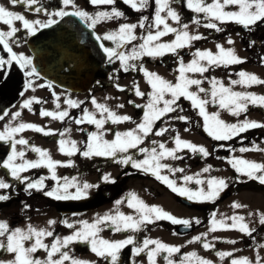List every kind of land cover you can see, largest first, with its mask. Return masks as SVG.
<instances>
[{
    "label": "snow or ice",
    "instance_id": "obj_1",
    "mask_svg": "<svg viewBox=\"0 0 264 264\" xmlns=\"http://www.w3.org/2000/svg\"><path fill=\"white\" fill-rule=\"evenodd\" d=\"M13 6L19 4L26 9L37 13H47V9L38 7L39 0H10ZM93 6H111L110 10L97 11L95 14H89L88 11L82 10L75 3V0H62L63 7L58 10L47 13L49 18L46 22L40 20L29 21L23 14L7 10L0 6V23L7 25L8 30H0V46L3 52L8 54L7 59L0 56V80L6 81L10 76L12 67L18 66L23 71L26 80L24 90L19 93L21 97L29 89H33L32 77L38 75L36 68L32 66V59L24 54H17L10 45L17 32L20 30L14 26V22H21L22 28L30 35H35L40 28H49L58 20L51 17L64 18L73 16L79 18L90 29H94L98 24L104 21H119L126 19V12L121 10L117 5L122 3L131 10L142 13L150 7V0H87ZM178 0H154V13L152 18L143 15L138 23L122 22L113 31L103 35H96L95 39L100 42V48L107 57L109 64H115L119 61V69H114L109 75V79H118L116 72L138 71L143 74L147 84L150 87L149 92L141 91L138 83L134 82L133 94L140 98H145L144 104H136L135 101L129 100L135 108L143 109L141 121L136 127L125 132H115L114 139L111 141L105 139V134L109 129L105 125L109 122L119 124L132 120L128 115H119L106 104L97 102L93 96L91 104L95 112L87 108L82 110L79 117H71L69 109L79 108L83 101L65 99L64 103L68 106L61 109L60 96L53 92L55 98L56 110H47L41 108L39 115L42 118H51L54 121L64 122L66 119L72 120L76 125L85 123L94 125L96 131L87 133V140L84 142V149L81 150L74 140L64 139L68 129L58 131L40 126L35 123L23 122L20 118L22 110L27 109L33 112V104H41L42 101L37 97L24 99L20 105V110L9 113L8 110L0 111V120L10 115V120L0 130V142L9 145L10 151L6 157L0 159V169L5 170L6 175L13 180L18 181L23 186V191L29 196L33 192H41L45 197L57 201L82 200L89 196V190L99 188V184L80 182L76 177H58L56 169L58 166L71 167L72 160L66 162L53 160L48 150H42L21 134L26 130H32L44 136L58 135V149L66 156H74L77 153L86 159L95 157H104L114 160L121 165H130L133 169L140 170L146 174H151L157 181L164 184L173 193L196 203H211L218 200L222 193L229 188V183L225 178L209 176L206 179L201 178V173L187 175L184 167H173L164 160H184L185 156L179 153L185 150L201 158H207L212 153L204 146L197 145L181 138L177 133L172 137L175 145L168 148L166 143L153 140L152 147H141L145 139L150 135L157 137L164 136L172 131L171 121H181L189 123L190 118L187 115H181L185 111L180 101L186 100L195 110L196 114L203 121L204 132L215 141H230L234 138L241 137V134L254 129L264 130V122L250 120L247 116L243 120H237L235 123L225 122L220 118V112L210 113L207 110L208 105H215L220 110L227 111L234 117H240L248 112L249 107L264 108V95H257L247 91H234L231 86L240 85L242 87H251L253 85H264V79L259 78L256 74L247 71H239L238 79H230L229 85L226 86L215 76L209 78L205 76L212 68H228L232 65H240L246 62V59L240 57L234 48H225L221 44L216 45L217 51L214 53L208 49H196L191 53L192 59L185 63L180 55V50L191 48L193 42L207 39L202 34H193L189 31V23L182 22L180 11L174 7ZM183 7L187 11L195 14L191 17V23L196 26H202L205 29L223 32L221 27L225 24H236L246 30L249 37L254 35L255 31L264 25V0H183ZM72 9L71 11L67 9ZM172 21L176 26L169 23ZM147 22V23H146ZM140 28L143 32L137 35L136 30ZM173 35L174 39L163 42L162 38ZM240 35V33H237ZM140 41L133 44L134 41ZM104 41H112L115 47H107ZM18 43V41H16ZM229 45L235 41L231 38L227 40ZM131 44L130 50L126 46ZM255 39L248 40L249 48L255 47ZM166 55H172L177 58V76L175 83L163 78L156 72L149 71L142 63H138L145 57L161 58ZM261 65H264V56L260 57ZM199 74L200 78H195ZM231 76V74H230ZM207 81L209 88L202 85ZM99 83V81H97ZM43 86V85H41ZM49 88L52 84L47 85ZM114 87L121 92L126 91L125 87L120 84H114ZM195 88V91L192 89ZM34 90V89H33ZM203 94V95H201ZM118 108H124V104L117 105ZM98 114V116H97ZM176 114V115H170ZM157 122L167 126L156 127ZM185 128V131H188ZM80 131H83L81 128ZM18 146L23 148L18 149ZM224 148L226 145L220 144ZM130 150H136L137 153L144 156L143 159H136L130 154ZM229 152L235 151L227 146ZM26 151L37 154V159L29 160L26 158ZM240 152L247 151H264L260 145L253 142L252 147H241ZM220 159L219 157H217ZM227 163L235 170L236 182H244L241 177L249 181L258 182L264 186V163L249 161L239 157L227 159ZM46 168L50 176H40L33 179L30 176L23 175L33 169ZM212 166L208 165L202 169V173H209ZM166 171L167 174H164ZM182 174L179 179L182 183L178 184L176 179L170 178ZM55 181V186L49 188L45 183L46 180ZM103 183H115L110 174L101 176ZM195 184L198 187L191 188L188 185ZM74 190V191H70ZM15 191L12 183L6 182L0 178V202L9 201L12 198L11 192ZM128 207L136 213L126 215L123 212L116 211L115 214H106L97 217L94 222L79 221L80 227L76 224L64 220L63 224L69 229H75L71 235L59 237L54 234L53 230L38 229L28 225L26 229L19 227L12 228L7 221H0V251L13 255V259L4 261L0 259V264H92L90 261L78 259L70 255L68 249L73 243H86L90 246V251L96 257L108 261V264H118L121 259L123 250L132 246L131 254L133 257H140L145 254L148 264H157L158 258L162 256L165 264H213L211 260L198 256L195 252L186 253L180 256L178 260L173 259L175 254L181 253L180 246L169 245L158 239L144 238L137 243L133 235H128L119 240H108L101 237L100 233L104 226L111 228L114 232H140L147 225L157 221H169L174 225H183L191 227L192 221L188 219H179L176 216L165 211L159 206H150L143 200H140L134 193H130L126 198ZM123 201L117 200L116 205ZM30 205L25 204L24 208ZM232 207L239 209L245 207L240 203L233 202ZM253 213H249V216ZM230 221V222H229ZM199 224L200 221H194ZM259 225L264 226V213L258 215ZM55 220H49L48 225H55ZM218 230H236L244 235L253 236L257 231L256 228L250 227L245 221L243 215L233 214L221 219L216 218V213H212L210 227L208 232L194 236L188 241L189 244L201 242L205 250L215 248V245L207 240L208 234ZM51 237L50 244L45 243V239ZM30 241V246L26 247L25 242ZM236 244V240L227 241ZM264 248V244L259 245ZM44 251L46 257L39 258L38 252ZM216 255L224 260L226 257L231 258L230 264H253V261L247 257L235 258L232 251H219ZM58 257V258H57ZM135 264V261L132 262ZM254 264H264V257H260L257 252Z\"/></svg>",
    "mask_w": 264,
    "mask_h": 264
},
{
    "label": "rangeland",
    "instance_id": "obj_2",
    "mask_svg": "<svg viewBox=\"0 0 264 264\" xmlns=\"http://www.w3.org/2000/svg\"><path fill=\"white\" fill-rule=\"evenodd\" d=\"M75 3L80 7L82 10H86L89 12V14H95L97 11L102 10H110L111 6H93L90 3L87 2V0H75ZM0 6L5 7L7 10L11 7V2L8 0H0ZM121 10H125L127 8H124L122 3H118L117 5ZM63 7V5H60L56 8L58 10L59 8ZM178 11H180L182 17H185L187 14L195 15L183 7V0H178V2L174 5ZM55 10V11H56ZM72 10V9H67ZM126 12V19H122L119 21H104L98 24L94 31L98 35H103L107 32L113 31L118 27L119 23L122 22H130V23H138L140 18L143 15H147L150 17V19L153 16L154 13V0H150V7L142 12L137 13L135 12V15H131V11L125 10ZM20 14H23L26 19L29 21H35L40 20L42 22H45L48 20L49 17H41V16H35L33 17L28 16L29 14L23 11L19 12ZM56 18V17H51ZM183 23H189V31L193 34H202L207 39H204L202 41L193 42L192 47L185 48L183 50H180V55L183 57V60L185 63H188L192 59L191 53L194 52L196 49H208L213 51L214 53L217 51L216 45L221 44L226 49L227 48H234L236 53L240 56L246 59V62L240 65H232L228 68H212L208 73H205L204 75L211 78L215 76L217 79L221 80L226 86L229 85L230 79H238L239 77L235 75L239 71H247L252 74H256L259 78L264 79V65L252 63L249 59V54L245 50L243 44H241L240 36L236 33L231 34H224V35H217V32L210 29H205L202 24L201 26H196L191 23V18L186 19L182 21ZM147 23V22H146ZM172 26H176L172 21H169ZM228 24L222 25L221 27H225ZM14 26L18 29H23L21 22L16 21L14 22ZM239 29V27H238ZM237 29V30H238ZM0 30L7 31L8 26L0 23ZM143 32L140 28H137L136 33L137 35H140ZM231 38L235 41L233 45H229L227 43V40ZM174 39L173 35H169L162 38L163 42H168ZM14 41H18L17 45H12L13 50L17 52V54H24L28 57H31L32 59V66L35 67L36 61L32 54L29 52V50L26 47L25 40H22L21 36L14 37V40H10V42L13 44ZM140 41H134L133 44H138ZM105 46L107 47H115L112 41H104ZM248 44V43H247ZM132 47L131 44L126 46V50H130ZM246 48H249L247 45ZM261 49L262 54L264 56V48L258 47ZM186 50L187 53L183 54V51ZM3 56L5 59H7L8 54L0 55ZM249 59V60H248ZM142 63L145 68H147L149 71L156 72L159 75H161L163 78L175 83L177 73L175 69L177 68V58L174 57L173 60H168L166 63L161 64L159 62H147L145 58H143L142 61L138 62ZM101 65V64H100ZM99 65V66H100ZM113 69H119V61H117L112 66ZM98 69H100L98 67ZM36 71L38 75L32 77L33 80V89H29L25 92V95L21 97L19 93L24 90V86L26 83V80L29 79L24 76L23 72L19 69L18 66H13L10 70V76L6 81L0 80V111L8 110L9 113L15 112L17 110H20V105L22 104L24 99L31 98V97H37L39 98L42 103L41 104H33V112H29L27 109L22 110V116L21 120L23 122H29V123H35L40 126H47L48 128L55 129L58 131H63L65 129H68V132L66 133V136L63 137L64 139L74 140L77 142V146L83 150L84 149V142L87 140V134H83L80 129L84 126L87 127V124L83 125H76L72 120L66 119L64 122L60 121H54L51 118H42L39 115V111L41 108L47 109V110H56L55 108V98L53 96V92H55L57 95L60 96V104L61 109H66L68 106L64 103L65 99L71 98L73 100L77 101H83L84 103L81 104L79 108L75 109H69L70 116L71 117H79L82 113V110L84 108H87L89 111L95 112L94 106L91 104V98L94 96L99 103L106 104L110 109L115 111L119 115H128L130 117L134 116L135 113H137L140 108L133 107L132 104H129L128 101L132 100L135 101L136 104H144L145 98L137 97L133 94L132 88L135 83H138L140 86L141 91L149 92L150 87L147 84L145 78L143 77V74L138 71H129L127 73L123 71L116 72V76H118V79H109V75L113 72H109V74L106 77L104 74H102L100 71L97 70L99 73L96 72V76H100L99 78L103 81L100 83V87L98 85H94L90 87L89 89L85 90L84 92H74L69 90H63L57 87L55 84H52V87L49 88L46 83V81L41 77V73L39 69L36 66ZM231 74V76H230ZM195 78H200L199 74H196ZM120 84L121 86L125 87L126 91L121 92L118 91L114 84ZM43 85V86H41ZM205 88H209V84L207 81L202 85ZM234 91H247L252 92L257 95H264V85H253L251 87H242L240 85L231 86ZM195 91V88L192 89ZM203 95V94H201ZM183 99L180 101L182 106L184 107L185 111L183 113H179L181 115H187L190 118L189 123H184L181 121H171L172 131L166 133L164 136L157 137L155 135H152L151 139L148 142H144L145 146H148L152 143L153 140L158 142H164L166 143V146L168 148H172L175 145L172 142V137L175 136L177 133L180 134L181 138L187 141H190L192 143H195L197 145H202L206 147L209 151L211 149V145L208 139V135L205 136L204 134H200V129L203 127V121L202 119L196 114L193 109L191 110L190 103L186 101V103H182ZM124 104V108H118L117 105ZM207 110L210 113L213 112H220V118L223 119L225 122L228 123H235L237 120H243L245 116H247L250 120H255L259 122H264V108L261 107H249V110L247 113L242 114L240 117H234L230 115L227 111L220 110L215 105H208ZM143 115V109H141L140 116L134 120V122H130L129 124L126 123H119V124H112L111 122L107 123L105 125L106 129H109V131L105 134V139L111 141L114 139V133L115 132H125L129 129H133L136 127V124H138L141 121ZM170 115H176V114H170ZM98 116V114H97ZM10 120V115L8 117H5L4 120H0V130L3 129V126L8 123ZM202 121V122H201ZM158 124L156 127L161 126H167L162 124L161 122H157ZM173 124V125H172ZM185 128H188V131H185ZM91 131H96L95 126L92 125L91 128H89ZM113 131V132H112ZM248 132H251L253 136L252 140L250 141L249 148L252 147L253 142L260 145L261 149H264V130L261 129H254L250 130ZM259 134L260 137L255 138L254 135ZM25 139H28L30 144H33L37 147H40L42 150H48L49 154L51 155L53 160L56 161H62L66 162L67 160L73 161V166L71 167H64V166H58L56 169V173L58 177H76L80 182H88L91 184H100L101 183V176L104 174H110L111 177L116 173V167H108L105 166L104 169L101 171L100 174H95L94 171L97 168L95 166V159L99 157H95L92 159H86L79 153H77L74 156H66L63 153H61L58 149V135H50V136H44L40 133H36L32 130H26L24 133L21 134ZM243 134H241L242 136ZM210 138V137H209ZM141 147H143V145ZM247 144V143H246ZM243 145V144H242ZM23 148V146H18V149ZM150 149V148H149ZM235 151L230 152L229 158L231 157H239L243 159H247L249 161L254 162H260L264 163V151H247V152H240L238 149H234ZM9 150L0 158L6 157ZM225 152L223 149L221 152H219L217 149L214 148L213 151H211L212 155H210L207 158H201L199 155H194L191 152L185 150L182 153H179L180 155L185 156L184 160L174 161L171 159L162 161L163 163H168L172 165L173 167H184L186 169L187 175H194L196 173H201V178H207L209 176H215L217 178H225L229 185L236 181V172L235 170L227 165V161H224L222 158L218 159V155L224 154ZM218 154V155H217ZM26 158L29 160L37 159V154L31 151H26ZM144 156L140 159H143ZM93 161V162H91ZM194 164V166H191L189 168L188 165ZM208 165H211L212 168L209 173H202V169L204 167H207ZM216 167V168H215ZM120 172V171H119ZM34 174L35 176H50L49 171L46 168H40V169H33L29 172L23 173V175H29ZM164 174H167L166 171ZM182 174L177 173L176 176L170 177L177 180V183L180 184L182 181L179 179V177ZM0 178H3L6 180V182L12 183L15 186V190H20L17 193L16 198H11L9 201H6V205H4V202H0V221H7L9 225L12 228H22L26 229L28 225H32L38 229H48L53 230L54 234L59 237H64L67 235H71L75 229H69L64 224V220H68L70 223L76 224V227H80L81 225L78 223L79 221H88L89 223L94 222V220L99 217L106 214H115L116 211L123 212L126 215H133L135 216L136 213L133 209L128 207L127 200H124L123 198H118L117 200H122L123 202L120 205H116V201L113 202H106L103 203L95 208L80 211V212H61L57 205L61 203L62 201H57L55 199L38 196L40 193H33L31 196H29L27 193L22 192V188L19 185L18 181L13 180L10 176L6 175L5 170L0 169ZM241 179H246L245 177H241ZM45 183L48 185L49 188L55 186V181H52L51 179H48L45 181ZM137 181L135 179H128L126 181V185L128 186L131 184V192L134 193L140 200H143L146 204L150 206H159L163 208L165 211L169 212L170 214L176 216L179 219H188L192 221L193 229L184 235H179L176 233L175 226L171 222L164 223V221H157L154 224L147 225L142 231L132 233V232H120L116 233L112 229H106L100 233L101 237L108 240H119L123 239L128 235L137 236L138 242H141L144 238H151V239H158L161 240L164 243H167L169 245L174 246H180L181 247V253L175 254L173 259L178 260L180 256L186 253L195 252L198 256L203 257L205 259L211 260L213 264H230L231 258H225L224 260H221L217 255L216 252L219 251H232L234 252L235 258H241V257H247L250 260L255 262L257 252L259 253L260 257H264V248L259 247V245L263 244L264 242V229H262L261 225H259L258 222V215L261 213H264V188H258L254 192L242 190L237 193H232L228 196L223 197L224 192L222 193L221 199L219 201L216 200L217 204L215 203V207L213 210L210 211V213L206 214L204 210H198L195 208H191L189 206H185L181 203H179L175 199V193H173L169 188L166 189L163 186H159L158 184H155L152 179H145L144 184H146L147 187H151L150 192H154L155 189L159 191V195L156 198L149 197L145 192L136 189ZM22 186V185H21ZM125 184L123 185L124 188ZM191 188L198 187L197 185L190 184L188 185ZM95 188H92L89 190V196L91 197L93 194ZM230 189V188H229ZM11 192L12 196H15V191L8 190ZM70 191H74L71 190ZM126 191V190H125ZM128 192V191H126ZM25 196V197H24ZM21 198V199H20ZM15 201V202H14ZM27 201V205H30L29 208L25 209L23 203ZM233 202L240 203L241 205H244L245 207H241L239 209H234L232 207ZM204 204V203H200ZM214 205V204H213ZM216 213V218L221 219L223 217H228L233 214L243 215L245 217V221L249 223L250 227H258L260 234H263V236L258 241V246L255 248L256 250L253 251L251 249H245L244 251L239 250L240 242L238 240L240 232L236 230H218L216 232H211L208 234L207 240L215 245L214 249L211 250H205L202 247L201 242H194L189 244L188 241L191 240L194 236L201 235L202 233L208 232V229L210 227V220L212 217V213ZM249 213H253V215L249 216ZM27 216V218H25ZM198 219L200 221L199 224H196L194 221ZM49 220H55L56 224L49 226L48 221ZM230 222V221H229ZM148 232V233H147ZM142 234V237L139 236V234ZM3 239V238H0ZM51 237H48L45 239V243L50 244L52 242ZM230 240H236V244L228 243L227 241ZM30 241L25 242V246H30ZM85 243H73L69 246L68 249H65L69 251L70 255L82 259L85 261H90L92 264H104L103 262H99L98 257L95 256L94 253L90 251V248L84 249L81 248V246H84ZM90 247V246H89ZM36 255L39 256V258L44 259L46 257V253L44 251L38 252ZM58 258V257H57ZM141 258V259H140ZM0 259L7 261L13 259V255L9 254L7 252L0 251ZM140 259L141 264H148L147 258L145 254H141ZM68 264V262H66ZM157 264H165V261L163 260L162 256L158 258Z\"/></svg>",
    "mask_w": 264,
    "mask_h": 264
},
{
    "label": "water",
    "instance_id": "obj_3",
    "mask_svg": "<svg viewBox=\"0 0 264 264\" xmlns=\"http://www.w3.org/2000/svg\"><path fill=\"white\" fill-rule=\"evenodd\" d=\"M95 36L92 29L79 18L68 16L49 28L39 29L29 37L27 45L44 79L65 90L84 92L91 86L99 65L106 57ZM154 59L148 57L149 62ZM100 72L104 74V71ZM177 200L189 207L203 208L179 195ZM102 201V196L67 200L59 204L58 209L62 212H77L95 207ZM191 230L192 225L176 226V232L180 235Z\"/></svg>",
    "mask_w": 264,
    "mask_h": 264
},
{
    "label": "flooded vegetation",
    "instance_id": "obj_4",
    "mask_svg": "<svg viewBox=\"0 0 264 264\" xmlns=\"http://www.w3.org/2000/svg\"><path fill=\"white\" fill-rule=\"evenodd\" d=\"M10 1V0H8ZM60 5H62V0H39V3H38V7H42L44 9H47V13H52L56 10L57 7H59ZM10 11H14L16 13H19L20 11H23V12H26L28 13L29 15L28 16H41V17H49V15L47 13H44V12H41V13H37L35 11H32V10H29V9H26L24 6H21L19 4L13 6L11 4V7L9 9ZM70 11V10H69ZM56 20L60 19L59 17H56L54 18ZM46 22V21H45ZM17 37L21 36L22 40H25V44H26V47L27 49L29 50V47L27 46V41L29 39V37L31 36L26 30L24 29H20L17 34H16ZM14 40V38H13ZM18 43L16 41H14V43L12 44L10 42V45L14 46V45H17ZM12 46V48H13ZM30 52V50H29ZM31 53V52H30ZM6 53L3 52L2 50V46H0V55H5ZM113 64H109L108 61H107V58L102 62V64L99 66L101 71H104V76L102 77H106L109 72H113V68H112ZM97 71V73H99ZM21 72H23L21 70ZM100 76H95L94 80L92 81V86H94L95 84L98 85L100 87V83L103 82L100 78ZM97 81H99V83H97ZM46 83L49 84V82L46 81ZM139 111L137 113L134 114V116H132V120L130 121H126V122H123V123H126V124H129L130 122H134V120H136L139 116H140V113H141V109H138ZM122 123V124H123ZM87 124V123H86ZM158 124V123H157ZM173 125V124H172ZM92 125L90 124H87V127L83 126L82 129L85 130V132H83L84 134H87L88 132H90L89 128H91ZM115 126V124H114ZM85 128V129H84ZM113 132V131H112ZM253 136V135H252ZM152 135H150L148 138L145 139V143L148 142L150 139H151ZM255 138H258L260 137L259 134H255L254 135ZM247 138V137H246ZM245 141L243 142V145H239V146H236V147H231L232 149H240L241 147H248L249 148V144H250V141L252 140V137L249 136V138L247 139H244ZM209 142H210V145H211V149H210V152L214 150L213 148V141H212V138L209 139ZM247 143V144H246ZM249 143V144H248ZM153 145L152 143L149 144V148H151ZM144 148H148V146H145V144L143 145ZM9 145H6V144H3L2 142H0V158L9 150ZM224 150V151H227V146L224 147V148H221L219 147L217 150L219 152H221V150ZM130 154L134 155L136 157V159H140L142 157V154H139L136 152V150H130ZM229 154L230 152H225L224 154H217L218 157L220 156V158H222L224 161H227V159L229 158ZM93 160V159H92ZM93 162V161H91ZM95 163V166L97 167L94 171L95 174H100L101 171L104 169L105 166H108V167H116V173L112 176V178L115 180V183H103L101 181V183L99 184V188H95L94 191H93V194L91 197H88V198H92V197H96V196H102L103 197V201L98 204L97 206L103 204V203H106V202H113L115 200H117L118 198H123L124 200H127L126 198L129 196L131 192V184L128 186V184L126 185V181L128 179H135L137 181L136 184V189L138 190H141L143 192H145L149 197H153V198H156L158 195H159V191L157 189L154 190V192H150V189L151 187H147L146 184H144L145 182V179H152V181L155 183V184H158L159 186H163L165 187L166 189H168L164 184H162L161 182L157 181L151 174H146L140 170H137V169H133L130 165H121V164H118L116 163L114 160L112 159H109V158H104V157H99L97 159H95L94 161ZM228 166H230L228 163H227ZM191 166H194V164H191V165H188L187 168L191 167ZM216 168V167H215ZM120 171V172H119ZM29 176V175H27ZM33 179H36V178H39L40 176L38 175H34V174H31V176ZM244 182H232L230 185H229V188L227 190L224 191V195L223 197L225 196H228L232 193H237L239 191H242V190H246V191H250V192H254L256 191L258 188H264V186H261L258 182H254V181H249L246 179H242ZM125 184L124 188H123V185ZM128 192H126V191ZM41 196V195H39ZM176 196L177 194H175V199H176ZM16 196H12V198H16ZM44 196H42L43 198ZM221 197V199L223 198ZM219 199V201L221 200ZM15 202V201H14ZM215 202H211V203H204L202 205H204V207L202 209H199V210H204V212H206V214L210 213L211 210H213V208L215 207ZM7 203L5 202L4 205H6ZM214 204V205H213ZM217 204V203H216ZM25 205V204H24ZM95 206V207H97ZM95 207H92V208H95ZM90 208V209H92ZM211 209V210H210ZM88 210V209H86ZM81 211H84V210H81ZM77 212H80V211H77ZM25 218H27V216H25ZM169 222V221H168ZM168 222H165L164 223H167ZM170 223V222H169ZM175 226V230H176V225ZM262 229H264V226H261ZM104 228L106 229H111L107 226H104ZM257 229V231L255 233H253V236L250 237V236H247V235H244L242 233L239 234V242H240V246H239V250H242L244 251L245 249H251L253 251H255L256 247L258 246V241L259 239L263 236V234H260L259 229L258 227H254ZM148 233V232H147ZM140 237H142V234L140 233L139 234ZM135 239H137V236L135 235L134 236ZM264 238V236H263ZM138 242V240H136ZM264 244V242H263ZM81 248L84 249H88L90 248L88 244H84V246H81ZM131 248L132 246H129L128 248H126L125 250H123V252L121 253V259L120 261L118 262V264H132L133 261H135V264H141L140 263V259L138 260L139 257H133L132 254H131ZM141 257V256H140ZM99 262H103L104 264H108V261H105L103 260L102 258H99ZM254 264V263H253Z\"/></svg>",
    "mask_w": 264,
    "mask_h": 264
},
{
    "label": "trees",
    "instance_id": "obj_5",
    "mask_svg": "<svg viewBox=\"0 0 264 264\" xmlns=\"http://www.w3.org/2000/svg\"><path fill=\"white\" fill-rule=\"evenodd\" d=\"M123 6H124V8H127L125 10H128L129 9L131 11L130 13H131L132 16L135 15V12L133 10H131L128 6H126V5H123ZM191 17H192V15L187 14L185 17H182V21L184 20V18L189 19ZM238 27H239V29H238ZM223 29H224V31L223 32H217V35L221 36V35H224V34L228 35V34H231V33H236V34L237 33H240L239 36H240L241 44H243L245 50L248 52L250 62L260 64V57L263 56V54H262L261 49H259L258 47L264 48V25L260 26L255 31L254 35H252L251 37H249V34H248V32L246 30L241 29V27L239 25H236V24H233V23L228 24ZM250 38L251 39H255L257 41V44L253 48H246V46L248 45L247 44L248 43V40ZM173 59H174V56H172V55H166V56L161 57V58H155L153 60V62H159L161 64H164L168 60H173ZM182 103H186V100H183ZM191 110H192V108H191ZM193 111H195V110H193ZM200 134H205V132L203 130V127H201V129H200ZM249 136H252L251 132L243 133V135L241 137L234 138V139H232L230 141H215V140L212 139V141H213L212 142L213 143V148L218 149L220 144H224V145L230 146V147H236V146L242 145L243 142L245 141L244 139L249 138ZM20 187H23V186L20 185ZM22 190H23V188H22ZM19 191L18 190H15V193H16L15 196L17 195V193ZM22 192H24V191H22ZM33 193H37V194L40 193V195L43 196V194L41 192H33ZM38 196H39V194H38ZM21 204L22 205L27 204V201H26V203L24 201Z\"/></svg>",
    "mask_w": 264,
    "mask_h": 264
}]
</instances>
